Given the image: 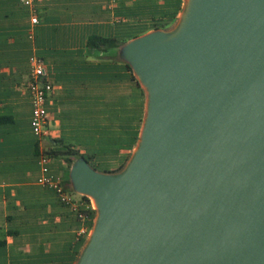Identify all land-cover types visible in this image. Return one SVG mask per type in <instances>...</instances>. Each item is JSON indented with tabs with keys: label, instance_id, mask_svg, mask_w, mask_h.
<instances>
[{
	"label": "water",
	"instance_id": "95a60500",
	"mask_svg": "<svg viewBox=\"0 0 264 264\" xmlns=\"http://www.w3.org/2000/svg\"><path fill=\"white\" fill-rule=\"evenodd\" d=\"M120 53L146 112L121 171L70 165L97 201L76 264H264V0H186Z\"/></svg>",
	"mask_w": 264,
	"mask_h": 264
},
{
	"label": "crops",
	"instance_id": "0c3cea01",
	"mask_svg": "<svg viewBox=\"0 0 264 264\" xmlns=\"http://www.w3.org/2000/svg\"><path fill=\"white\" fill-rule=\"evenodd\" d=\"M185 2L38 0V22L31 24L20 0H0V264H76L87 241L78 233L82 222L52 188L37 182L40 146L74 147L99 172L125 166L139 140L146 93L122 58V45L101 51L87 41L127 42L169 29ZM31 55L44 61L54 87L41 140L31 130L30 99L22 87ZM48 166L67 182L63 157H50ZM72 197L88 206L81 194Z\"/></svg>",
	"mask_w": 264,
	"mask_h": 264
},
{
	"label": "built area",
	"instance_id": "2783aa9c",
	"mask_svg": "<svg viewBox=\"0 0 264 264\" xmlns=\"http://www.w3.org/2000/svg\"><path fill=\"white\" fill-rule=\"evenodd\" d=\"M38 0H20L21 4L27 7L31 13L30 23L36 24L38 22L36 2ZM29 38H32L30 33ZM22 87L28 92L31 106L30 114V127L33 134L39 139H43L46 136V125L48 122V112L46 107V101L48 96L53 92V84L48 80L46 75V69L44 61L35 56L31 55L29 57V69L26 74L25 80L22 83ZM47 148L40 146L38 162L40 165L41 174L37 179V182L42 185H47L52 188L59 200L68 205L75 213H77V218L82 222L79 228V235L88 238L92 227L86 224L87 218L82 214L80 206L82 203L75 200L72 195H70L63 185L62 178L59 175H53L49 171L48 161L49 156L46 154L45 150ZM90 199V198H89ZM86 208H93L94 206L91 202L87 203Z\"/></svg>",
	"mask_w": 264,
	"mask_h": 264
},
{
	"label": "trees",
	"instance_id": "16d2710c",
	"mask_svg": "<svg viewBox=\"0 0 264 264\" xmlns=\"http://www.w3.org/2000/svg\"><path fill=\"white\" fill-rule=\"evenodd\" d=\"M125 42L119 41L117 39L111 38V37H101V36H91L88 41H87V46L91 49H96V50H101V51H106L110 49H115L118 48L119 46L123 45ZM127 67L130 69L131 72L132 68L131 66L126 62ZM132 78L135 79V76L132 75ZM137 82L138 80L135 79ZM46 154L50 157L53 156H61L64 158L66 164H67V169L66 172L68 174L67 177V182L63 183L64 185H70V178H69V168L70 165L77 160L80 157H84L86 160L88 159L87 156L82 154L78 149L71 147V146H58L57 148H51V149H46L45 150ZM39 155V154H38ZM93 167V166H92ZM124 166H121L117 170H114L112 172L116 173L119 172L123 169ZM82 199L88 203H90V199L86 195H81ZM82 202V201H80ZM82 214H84L88 220V225L92 227L93 225V219L95 218L96 211L93 208H85L84 206H80L79 210ZM77 217V213H75Z\"/></svg>",
	"mask_w": 264,
	"mask_h": 264
},
{
	"label": "rangeland",
	"instance_id": "374dc122",
	"mask_svg": "<svg viewBox=\"0 0 264 264\" xmlns=\"http://www.w3.org/2000/svg\"><path fill=\"white\" fill-rule=\"evenodd\" d=\"M176 25V24H175ZM174 27V26H173ZM173 27H171V28H169V29H166V30H170V29H172ZM67 192L70 194V195H79L78 193H76V192H74L73 190H67ZM90 197V196H89ZM90 199H91V197H90ZM92 202V201H91Z\"/></svg>",
	"mask_w": 264,
	"mask_h": 264
},
{
	"label": "bare ground",
	"instance_id": "6f19581e",
	"mask_svg": "<svg viewBox=\"0 0 264 264\" xmlns=\"http://www.w3.org/2000/svg\"><path fill=\"white\" fill-rule=\"evenodd\" d=\"M90 197H91V201H92L93 206L97 207V201H96L95 197L94 196H90Z\"/></svg>",
	"mask_w": 264,
	"mask_h": 264
}]
</instances>
